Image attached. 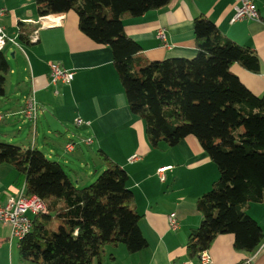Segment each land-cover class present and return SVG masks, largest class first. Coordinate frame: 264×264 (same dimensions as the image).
I'll return each instance as SVG.
<instances>
[{"label": "trees", "instance_id": "16d2710c", "mask_svg": "<svg viewBox=\"0 0 264 264\" xmlns=\"http://www.w3.org/2000/svg\"><path fill=\"white\" fill-rule=\"evenodd\" d=\"M170 2L35 0L40 17L73 12L83 35L111 49L129 111L143 120L153 147H174L193 136L217 166V181L196 201L201 223L188 235L187 256H199L227 234L233 236L236 251L250 255L264 238L248 214L251 204L264 203V95H254L231 67L258 73L259 59L202 16L193 23V58L148 61L140 45L126 35L122 19ZM35 29L21 27V43L30 44ZM10 71L1 51L0 97L5 96ZM101 161L102 172L80 187L61 163L36 148L0 141V165H10L26 195L40 198L46 209L31 218V230L18 241L21 264H93L105 247L123 245L131 255L147 248L126 171L105 155Z\"/></svg>", "mask_w": 264, "mask_h": 264}, {"label": "crops", "instance_id": "0c3cea01", "mask_svg": "<svg viewBox=\"0 0 264 264\" xmlns=\"http://www.w3.org/2000/svg\"><path fill=\"white\" fill-rule=\"evenodd\" d=\"M234 4V0H171L167 6L140 17L125 16L122 22L126 35L140 45L143 57L160 61L193 58L197 53L193 23L196 18L206 17L225 37L256 53L260 63L258 73L236 64L231 72L254 95L263 96L264 0H255L257 20L232 21ZM0 8L5 10L0 25L13 41L7 42L3 52L9 62L11 54L12 59L17 58L18 50L26 66L25 75L19 71L15 77L19 83L15 94L10 97L5 90V99L0 100V107H6L0 110V137L15 141L20 148L31 146L39 151H46L43 146L50 143L48 155L41 152L50 160L55 158L64 168L70 164L69 158L76 159L74 168L83 164L88 168L83 148L94 147L98 151L96 165L104 166L101 156L105 155L128 175L127 187L141 216L139 228L147 248L131 255L123 245L105 247L100 260L93 264H199V256H187L186 242L190 232L201 223L196 201L210 190L219 173L197 139L187 136L174 147L164 143L153 147L149 143L143 120L129 111L111 49L83 35L75 13L40 17L35 0H0ZM21 27L36 28V41L21 43ZM159 30L165 32V43L157 38ZM50 65L73 73L72 81L52 84ZM15 73L11 68L5 84ZM27 96H33L39 108L34 122L22 114ZM77 119L88 125L76 126ZM69 144L72 150L67 149ZM169 166L172 168L161 181L157 169ZM74 175L76 184L82 186L95 172H89L83 180L76 172ZM23 186L10 165H0V203L18 196ZM172 213L179 225L174 232L168 226V216ZM248 214L264 235V203L251 204ZM207 253L209 264H238L244 259L247 264H264V238L247 255L233 248L232 235H220ZM0 264H21L18 240L11 237L9 227L1 224Z\"/></svg>", "mask_w": 264, "mask_h": 264}, {"label": "built area", "instance_id": "2783aa9c", "mask_svg": "<svg viewBox=\"0 0 264 264\" xmlns=\"http://www.w3.org/2000/svg\"><path fill=\"white\" fill-rule=\"evenodd\" d=\"M234 16L232 21L242 20H257L259 19L258 11L255 5V0H234ZM5 15V10L0 8V17ZM36 33V32H35ZM31 37V42L36 41V34ZM157 38L165 43L166 36L163 30L157 32ZM7 42H12L8 39L5 30L0 25V52L4 50ZM73 73L61 70L57 66L50 65V79L52 84L69 83L73 79ZM39 108L33 96H27L24 100L22 114L26 120L34 122L38 116ZM76 126L88 125L82 119L75 121ZM89 143V141H87ZM68 150H72L73 146L68 145ZM132 160V159H131ZM172 167H162L157 169V175L164 180V173ZM46 211L43 201L37 196H27L25 187L23 186L20 194L16 197H11L5 203H0V224L10 228L11 237L18 241L29 233L31 230V216L44 213ZM168 226L171 231H176L179 228L176 215L174 213L168 216ZM210 258L207 251L199 254V264H209Z\"/></svg>", "mask_w": 264, "mask_h": 264}, {"label": "rangeland", "instance_id": "374dc122", "mask_svg": "<svg viewBox=\"0 0 264 264\" xmlns=\"http://www.w3.org/2000/svg\"><path fill=\"white\" fill-rule=\"evenodd\" d=\"M17 52V58L14 60L12 59V57L8 56L9 57V63H10V66L12 68V70H14L16 73L14 76H12V80L9 81L7 79L6 81V84H5V90L7 91L8 94H11L9 95L10 97H12L15 92H16V87L17 85L19 84L18 83V80L15 79V77L17 78V75L19 74V71L25 75V72L23 71V69L26 67L25 66V61H24V58L22 57V55L20 54V52L18 50H16ZM11 82V83H10ZM5 98L3 97H0V100H4ZM4 106V105H3ZM5 108L3 107H0V110L1 111H4ZM42 122V121H41ZM1 125V124H0ZM41 126V125H39ZM40 132V131H39ZM0 141H3V142H6V143H9V144H13V145H16L17 143L15 141H9L8 139H5L4 137H0ZM63 142V141H62ZM48 146H52V144L48 143L46 144L45 147L46 151H42L46 156L48 155L47 151V147ZM83 154L86 156V161L89 163V167L91 168V171L89 170V167L87 168L85 164L81 165L80 167H77V168H74V163L76 162V159L74 158H69L70 159V164L67 165V168H64L65 171L67 172V174L70 176L71 180L76 183V180H75V175H74V172L77 173V177H80L82 178V180L86 177H88L89 175V172H95V176L93 178H91V180L89 181H86L84 183V185L82 186H88L89 184H91L95 179L96 177L102 172L103 170V167L101 166L100 168V165H96L97 163V149H95L94 147H91L90 149L89 148H83ZM69 157V156H68ZM52 160H55V158H53ZM91 163V165H90ZM73 169L74 172H71L70 169ZM80 186V185H78ZM81 187V186H80ZM56 227V226H55Z\"/></svg>", "mask_w": 264, "mask_h": 264}, {"label": "water", "instance_id": "95a60500", "mask_svg": "<svg viewBox=\"0 0 264 264\" xmlns=\"http://www.w3.org/2000/svg\"><path fill=\"white\" fill-rule=\"evenodd\" d=\"M11 57H13V54H11Z\"/></svg>", "mask_w": 264, "mask_h": 264}]
</instances>
